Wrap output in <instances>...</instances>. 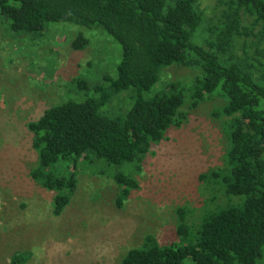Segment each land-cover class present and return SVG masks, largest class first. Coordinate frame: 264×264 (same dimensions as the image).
Wrapping results in <instances>:
<instances>
[{"label": "trees", "instance_id": "1", "mask_svg": "<svg viewBox=\"0 0 264 264\" xmlns=\"http://www.w3.org/2000/svg\"><path fill=\"white\" fill-rule=\"evenodd\" d=\"M0 16L11 30L0 33L34 38L51 24L66 23L101 28L121 47L114 77L92 87L71 80L65 91L71 95L26 125L37 156L29 177L52 193L53 216L69 205L80 164L94 161L128 168V174L108 176L117 186L116 207H123L138 188L132 173L171 128L182 125V107L219 97L223 104L212 115L226 118L223 165L198 179L227 202L207 208L194 228L178 208L177 242L161 244L146 234L121 264H262L264 0H0ZM87 43L78 33L71 47L80 51ZM170 67L192 69L193 82L164 80ZM113 101L119 111L108 108Z\"/></svg>", "mask_w": 264, "mask_h": 264}, {"label": "rangeland", "instance_id": "2", "mask_svg": "<svg viewBox=\"0 0 264 264\" xmlns=\"http://www.w3.org/2000/svg\"><path fill=\"white\" fill-rule=\"evenodd\" d=\"M0 27L11 31L1 16ZM1 33L0 264H121L146 234L161 244L177 242L178 208L186 211L187 223L194 228L207 208L227 202L213 184L198 179L223 165L226 118L212 115L223 104L214 97L195 109L182 107V125L171 128L166 139L151 148L140 171L132 173L138 188L123 207H116L117 186L108 176L128 174V168L94 161L91 166L80 164L69 205L53 216L52 193L29 177L37 156L26 125L67 99L71 80L92 87L105 76L114 77L121 47L101 28L66 23L51 24L34 38ZM78 33L88 41L80 51L71 47ZM195 75L189 68L170 67L163 79L190 85ZM119 106L113 101L108 108L119 111ZM15 256L25 259L15 261Z\"/></svg>", "mask_w": 264, "mask_h": 264}]
</instances>
